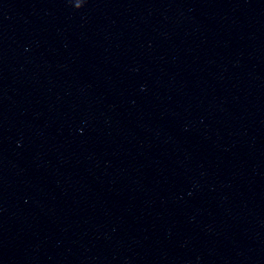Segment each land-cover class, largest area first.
Segmentation results:
<instances>
[{"label": "clouds", "instance_id": "9594fccd", "mask_svg": "<svg viewBox=\"0 0 264 264\" xmlns=\"http://www.w3.org/2000/svg\"><path fill=\"white\" fill-rule=\"evenodd\" d=\"M81 8V7H80ZM77 9H79V8H77Z\"/></svg>", "mask_w": 264, "mask_h": 264}]
</instances>
